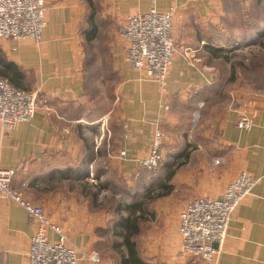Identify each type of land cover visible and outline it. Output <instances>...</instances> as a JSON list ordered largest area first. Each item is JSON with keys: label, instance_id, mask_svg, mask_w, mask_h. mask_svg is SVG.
Returning <instances> with one entry per match:
<instances>
[{"label": "crops", "instance_id": "0c3cea01", "mask_svg": "<svg viewBox=\"0 0 264 264\" xmlns=\"http://www.w3.org/2000/svg\"><path fill=\"white\" fill-rule=\"evenodd\" d=\"M44 1L51 11L40 45L0 39V54L22 72L20 86L36 91L43 102L31 122L19 123L13 131L0 126V168L14 171L13 190L40 205L50 221L68 233L80 254L95 252L98 264H115L99 249L104 241L97 233L106 227L107 210L102 193L93 195V201L80 184L88 185L87 172L94 167L111 185L123 178L128 183L134 180L138 166L130 159L147 154L155 120L160 121L165 136L176 132L183 145V125L190 111L196 110L197 102L208 96L216 82L215 58L209 50L222 46L223 37L231 33L230 21L235 14L242 16L252 0H91L98 32L90 47L82 34L87 27V1ZM152 7L159 11L175 8L172 33L180 50L172 61L164 96L155 83L140 80L125 63L124 43L116 34L125 17ZM98 41L101 46L106 42L122 79L117 102L100 117L88 118L86 65L92 56L88 50ZM240 115L249 117L250 130L236 128ZM209 129L218 132L216 165L210 162L209 150L199 144L189 155L191 164L193 158L199 160L197 166L193 163L167 180L158 177V187L163 184L167 190L149 206V226L140 236V254L149 264H193L179 256L180 211L194 198L221 196L240 172L250 174L257 183L234 210L219 264H264V90L249 93L237 107L218 115ZM121 150L126 151L127 160L117 159ZM103 167L109 169L108 174H101ZM69 169L73 174L67 176L64 172ZM75 170H82V177ZM33 232L34 223L23 208L0 198V264H28ZM78 264L95 263L81 258Z\"/></svg>", "mask_w": 264, "mask_h": 264}, {"label": "built area", "instance_id": "2783aa9c", "mask_svg": "<svg viewBox=\"0 0 264 264\" xmlns=\"http://www.w3.org/2000/svg\"><path fill=\"white\" fill-rule=\"evenodd\" d=\"M50 11V5L44 0H0V39L26 40L40 45ZM174 14V7L162 11L152 7L145 13L125 17L116 31L124 43L125 63L133 68L140 80L155 83L160 96H164L169 89V71L180 50L172 33ZM42 103L36 91L17 89L7 78L0 77L2 129L13 131L19 123L31 122L35 113L43 107ZM250 127L248 116L240 115L237 118V129L248 131ZM151 131L147 154L130 159L147 173L157 170L161 165L164 140L159 120L154 121ZM117 159L127 160L126 151H119ZM89 175L92 178V174ZM13 177L12 169L0 168V198L23 208L34 223V234L26 254L28 264H78L81 258L98 264L97 253L80 254L70 243L68 234L61 226L50 221L40 205L13 190ZM256 183L257 179L250 174L240 172L225 187L221 196H201L190 200L179 214V256L193 264H219L234 210L250 196Z\"/></svg>", "mask_w": 264, "mask_h": 264}, {"label": "rangeland", "instance_id": "374dc122", "mask_svg": "<svg viewBox=\"0 0 264 264\" xmlns=\"http://www.w3.org/2000/svg\"><path fill=\"white\" fill-rule=\"evenodd\" d=\"M243 10L242 16L235 14L233 20L230 21L231 33L228 34L229 37H223V44L219 47L221 58H215L212 63L217 71L216 82L211 87L208 96L201 98V102H197L196 110L190 111L189 121L183 125L185 126L183 128L185 143L183 142V145L178 143L179 139L176 132L166 134L169 140H165L166 136L164 135L161 147V165L151 173L136 167L137 176L134 180L130 179L129 183L123 178L124 181H118L117 185H111L107 182V177L102 179L99 177L100 173L94 167L91 172L89 169L92 178H89L90 175L87 172V177L90 179L86 180L88 185L84 187L83 183L80 184L83 190L87 188L86 193H90L93 201V195L102 193L103 208L107 210L105 215L106 227L97 233L104 241L99 249L103 255L114 257L113 262L115 264L118 263L117 255L111 247L114 241L111 226L117 219L114 212L116 206L119 203L122 205L133 203L143 205L145 220L141 223L142 233L140 236L144 235L149 226V214L147 213L149 206L158 198L160 193L167 190L166 185L161 184L158 187V177L163 176L167 180V177L170 178L178 171L190 169L193 167V163L194 166H197L199 160L193 158L191 164L189 155L196 151L199 144L204 146L203 150H209V155H212L210 162L216 165L219 160H217V148L214 144L217 141L218 132H208L210 131L209 126L213 125L218 115L221 116L223 112H228L233 107H237L238 103L247 98L249 93H262L264 90V0H252L251 3L244 6ZM98 43L99 41L95 44L94 51L88 50L92 56L88 57L86 65L84 83L86 84V100L88 101L85 109L89 111V113L87 112L88 118L100 117L111 105L117 102L115 100L116 92L122 79L121 73L113 66L110 53L105 46L106 42L103 41L102 46ZM99 127L97 124L96 128L99 129ZM205 132L209 134L203 139ZM192 139H195L196 142H192ZM188 140L191 144L186 142ZM164 141L167 143L164 144ZM198 157H200L199 154ZM102 173L108 174L109 169L103 167ZM126 182L130 185L128 189ZM121 214L127 215L125 211H122ZM140 236H136L135 241L142 251Z\"/></svg>", "mask_w": 264, "mask_h": 264}, {"label": "trees", "instance_id": "16d2710c", "mask_svg": "<svg viewBox=\"0 0 264 264\" xmlns=\"http://www.w3.org/2000/svg\"><path fill=\"white\" fill-rule=\"evenodd\" d=\"M86 1L89 5V13L86 17L87 27L83 30L82 34L85 36L86 43L88 44L87 46L90 47V42H92L97 37L98 29L94 19L96 13L94 4L91 2V0ZM219 52L220 49L213 48L209 50V55L211 56V58H221L219 56ZM1 76L7 78L10 84L15 88L26 90L22 88V86H20V81L22 80L21 70H19V68L13 63L7 61L2 56V54H0V77ZM72 171V169H69L64 173L69 176L73 174ZM80 171L82 170H75L76 174L80 173V177H82V173L84 172ZM63 176L64 174H62V177ZM122 211H125L127 215H122ZM114 212L117 215V219L111 226L112 235L114 237V241L112 242L111 247L117 255V263L149 264L141 257L140 247L136 245L135 241L136 236H140V234L142 233L141 223L145 220L143 205H136L134 203L129 205H122V203H119L114 209ZM118 239L120 240L118 241Z\"/></svg>", "mask_w": 264, "mask_h": 264}]
</instances>
